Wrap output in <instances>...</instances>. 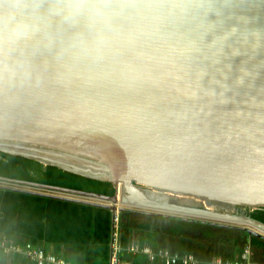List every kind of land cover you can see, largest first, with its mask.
<instances>
[{
	"label": "water",
	"instance_id": "water-1",
	"mask_svg": "<svg viewBox=\"0 0 264 264\" xmlns=\"http://www.w3.org/2000/svg\"><path fill=\"white\" fill-rule=\"evenodd\" d=\"M0 152L115 195L0 189L264 240V0H0Z\"/></svg>",
	"mask_w": 264,
	"mask_h": 264
},
{
	"label": "trees",
	"instance_id": "trees-1",
	"mask_svg": "<svg viewBox=\"0 0 264 264\" xmlns=\"http://www.w3.org/2000/svg\"><path fill=\"white\" fill-rule=\"evenodd\" d=\"M0 178L65 188L107 197L115 195L111 183L66 172L19 156L0 152ZM264 224V209L250 213ZM0 189V238L8 244L40 247L70 264H110L115 234L124 264H152L131 246L154 251L166 248L193 254L201 264L222 258L234 261L250 247L254 258L264 260V240L241 231L199 222L149 216ZM255 263V261H254ZM0 264H36L22 255L0 252Z\"/></svg>",
	"mask_w": 264,
	"mask_h": 264
},
{
	"label": "built area",
	"instance_id": "built-area-1",
	"mask_svg": "<svg viewBox=\"0 0 264 264\" xmlns=\"http://www.w3.org/2000/svg\"><path fill=\"white\" fill-rule=\"evenodd\" d=\"M119 222L118 215L114 219L117 225ZM113 252L110 259V264H124L119 258L120 246L115 234L114 243L112 244ZM128 251L132 254L141 253L148 257V261L152 264H201L199 259L193 254L174 253L169 249L162 248L156 251L144 247L131 246ZM0 252L8 255H22L25 259L36 264H70L61 258L47 254L43 248L33 247L27 244L25 247L8 244L6 240L0 238ZM208 264H255L253 260V252L250 247L244 248L241 256L234 260H225L217 258L210 261Z\"/></svg>",
	"mask_w": 264,
	"mask_h": 264
},
{
	"label": "rangeland",
	"instance_id": "rangeland-1",
	"mask_svg": "<svg viewBox=\"0 0 264 264\" xmlns=\"http://www.w3.org/2000/svg\"><path fill=\"white\" fill-rule=\"evenodd\" d=\"M219 224H221V223H219ZM172 252H174V251H172ZM254 261H255V264H264V260H260L259 258H254Z\"/></svg>",
	"mask_w": 264,
	"mask_h": 264
},
{
	"label": "bare ground",
	"instance_id": "bare-ground-1",
	"mask_svg": "<svg viewBox=\"0 0 264 264\" xmlns=\"http://www.w3.org/2000/svg\"><path fill=\"white\" fill-rule=\"evenodd\" d=\"M264 235V232H261Z\"/></svg>",
	"mask_w": 264,
	"mask_h": 264
}]
</instances>
